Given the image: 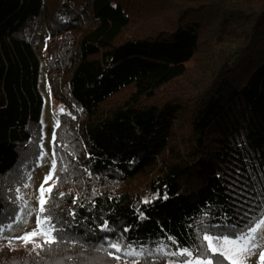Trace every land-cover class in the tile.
<instances>
[{
    "label": "trees",
    "instance_id": "obj_1",
    "mask_svg": "<svg viewBox=\"0 0 264 264\" xmlns=\"http://www.w3.org/2000/svg\"><path fill=\"white\" fill-rule=\"evenodd\" d=\"M63 1L75 12L51 37H66L68 93L82 115L63 146L69 174L58 185L53 176L46 205L64 231L39 255L5 245L0 264H92V257L117 264L101 249L117 238L146 250L140 264H179L155 249L196 248L202 225L229 233L264 213V0H137L149 7L138 16L132 0ZM49 2L0 0V224L16 215L7 189L18 178L26 179L18 187L26 184L39 158L43 60L34 38L53 26L45 20ZM135 24L139 30L125 38ZM204 42L222 48L200 81L188 94L154 100L180 85ZM53 54L50 63L65 62ZM53 80L50 91L60 99ZM128 89L144 100L105 108ZM57 141L58 167L65 141ZM141 177L142 192L126 188ZM105 220L112 231H101Z\"/></svg>",
    "mask_w": 264,
    "mask_h": 264
},
{
    "label": "rangeland",
    "instance_id": "obj_2",
    "mask_svg": "<svg viewBox=\"0 0 264 264\" xmlns=\"http://www.w3.org/2000/svg\"><path fill=\"white\" fill-rule=\"evenodd\" d=\"M160 1V0H159ZM165 1V0H164ZM168 3L171 4V1L167 0ZM178 3V2H176ZM68 5V7H67ZM70 5V6H69ZM131 5V12H133L136 16L140 15V13H145L149 10L148 6H145V4H138L137 0L130 1ZM76 7V6H75ZM75 7L71 4H68L67 2H64L63 0H51V4L49 2V12L47 16L45 17L46 22L48 24H52L50 28L47 27L46 24L42 26L44 29L41 31L39 27V31L36 32V37L34 40L36 41V46L38 53L40 54L42 60H43V66L41 70V79L39 83V91L43 98V106L41 111V125H42V131H41V138L40 142L37 145L39 158L37 159V162H34V167L31 170V174L29 175V180L27 181L28 187H24L23 185L18 187L17 185H21L25 180L24 178H18L14 184L16 186L12 188L7 189V193L9 196H11L14 205L11 208L12 216L15 214H21L20 209L24 202H27L28 206L30 208H37V198L39 196V189L41 185L43 184L45 177L49 174L51 165H52V159L54 154V148L55 146H58L57 138L64 140L65 143H63L60 146L61 154V160L57 167V175L59 176V181H55V183L60 182L62 180V175L69 174L70 171V156L66 159L65 158V151H68L63 149V146H67V144H71V132L70 128L76 124L78 120L82 117L80 110L78 106L74 103V101L69 97L68 93V61L70 57L65 55L68 53V47L66 46V37L64 36H57L56 38L51 37V34L61 33L63 30L62 25L66 22V20L74 15ZM143 15V14H142ZM176 14L173 13L172 17H175ZM64 22V23H63ZM139 30L137 24L133 25V27L128 30L125 34V38H128L132 36L134 33ZM221 44H215V42H204V44L201 47V53L195 59L193 62L189 63L185 66V75L181 80H178L177 82L180 85L171 84L167 87H165L162 90H159L155 95L152 96L154 100H164L167 97H172L176 95H183L184 93L188 94L190 92V89H192L197 81H200V77L202 75V72L207 70V68L210 66L214 58L216 57L215 54L218 53V51L222 48L220 46ZM71 51V50H70ZM74 51V50H73ZM57 52H60L61 54H64L66 57L65 62L61 65H58L57 62L50 63V53L56 54ZM53 54V57H54ZM213 56H215L213 58ZM63 57V55H62ZM61 56L58 58H62ZM54 61V60H53ZM211 61V63L209 62ZM53 77V81L58 84V91L60 93V99H55L52 96V93L50 91V86L48 82L49 76ZM200 78V79H199ZM134 91L132 89H128L117 96L113 97L107 105H105L106 109H113L115 107H118L121 104L124 103H135L138 100H144L140 96L133 95ZM150 98V97H148ZM63 108L64 112H61L60 109ZM72 117H75L73 119ZM59 120L60 126L57 128L55 127V121ZM53 131L56 133V143L53 144ZM179 139V138H178ZM68 148V147H67ZM72 148V146H71ZM73 150V152H76L75 148L69 149ZM36 159V158H35ZM26 168V167H23ZM31 168V167H29ZM61 169H64V171H61ZM28 175V174H27ZM27 175H25L27 177ZM66 177H64L65 179ZM151 178V177H150ZM52 180H49L48 183L44 184V188L47 190L49 187H52L54 182H51ZM62 182V181H61ZM147 182V179L144 178H138L136 181L130 183L126 188L132 189L136 192H142L143 187H145ZM19 183V184H18ZM16 188H20V192L17 193L15 191ZM60 191V188H59ZM23 196L24 201H18L17 196ZM15 210V211H14ZM15 216V215H14ZM26 219L28 221L27 225L25 226L22 223H13L14 231H6L4 233L5 236H22L26 231H31L36 227V217L35 214H31L26 216ZM5 241L0 240V248L4 247ZM24 247L22 243L18 245H14L11 248L15 249H21ZM31 247V245H29ZM259 260V251H257L256 254L252 255L250 259H248L247 264H258ZM92 264H106L104 263V260L101 257H92L91 260ZM170 264H176V263H170Z\"/></svg>",
    "mask_w": 264,
    "mask_h": 264
},
{
    "label": "snow or ice",
    "instance_id": "obj_3",
    "mask_svg": "<svg viewBox=\"0 0 264 264\" xmlns=\"http://www.w3.org/2000/svg\"><path fill=\"white\" fill-rule=\"evenodd\" d=\"M64 112V109H60ZM75 119V117H72ZM60 122L57 119L55 121V127H59ZM52 143H56V133L53 131ZM56 153L53 154L52 165L49 174L45 177L43 184L39 189V196L37 198V208H30L27 202H24L20 213L11 217V221L16 223H22L25 226L28 221L26 216L35 214L36 227L31 231H26L22 236H5L6 231H14L13 222L6 224H0V240L6 241L8 247H13L17 242L22 243L25 247L31 245V251L36 252L37 255L45 249L51 250L53 245H57L60 242V237L57 233L64 231L63 227H58L59 218L55 215L51 208L46 205L52 200L51 193L55 184L49 187L47 190L44 188V184L53 179L55 175L56 180H59L56 165ZM64 171V169H61ZM87 171V169H85ZM91 175V173H89ZM28 187L27 184L23 185ZM17 193L20 192V188H16ZM47 191L48 195L45 196ZM95 194V192H94ZM65 194L60 193L61 198ZM159 196L157 193L155 196L144 199V203H150L152 199ZM164 199H167V194L164 195ZM18 201H24L23 196H17ZM79 197L73 199V205H76ZM83 207V204L80 205ZM59 207V205H57ZM69 215L75 219L76 212L74 210L69 211ZM145 217L141 214V219ZM101 231H112L109 227L108 221H104L100 226ZM215 226L202 225V236L200 237L201 243L196 248L190 249L189 247H180L177 251L166 252V245L161 244L155 251L163 256H172L179 259V264H247L248 259L259 251L258 264H264V213L258 217L251 218L243 227L232 226L233 230L229 233H216L211 231V228ZM129 229L125 228L127 232ZM168 239L176 244L177 241L173 237ZM101 249L106 252V255L110 259L117 261V264H140L138 257L142 256L146 250L141 249L137 251L133 248L131 243H124L122 238L115 240L106 239V248L101 245ZM125 257L133 258L132 260H125Z\"/></svg>",
    "mask_w": 264,
    "mask_h": 264
}]
</instances>
